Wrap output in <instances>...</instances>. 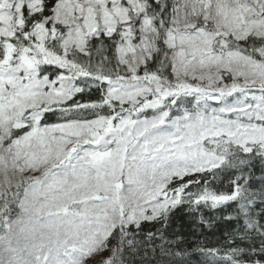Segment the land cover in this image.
<instances>
[{
    "label": "snow or ice",
    "instance_id": "snow-or-ice-1",
    "mask_svg": "<svg viewBox=\"0 0 264 264\" xmlns=\"http://www.w3.org/2000/svg\"><path fill=\"white\" fill-rule=\"evenodd\" d=\"M14 227L24 264H264V0H0Z\"/></svg>",
    "mask_w": 264,
    "mask_h": 264
},
{
    "label": "rangeland",
    "instance_id": "rangeland-1",
    "mask_svg": "<svg viewBox=\"0 0 264 264\" xmlns=\"http://www.w3.org/2000/svg\"><path fill=\"white\" fill-rule=\"evenodd\" d=\"M29 240V236L22 234L18 228L14 227L12 233L0 240V264H24L28 256L24 246ZM108 255V252L103 253L104 257ZM99 259L98 256L95 260H89L88 264H97Z\"/></svg>",
    "mask_w": 264,
    "mask_h": 264
}]
</instances>
